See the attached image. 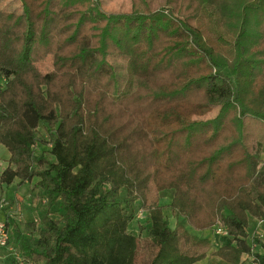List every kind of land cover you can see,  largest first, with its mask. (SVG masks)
<instances>
[{"label": "trees", "instance_id": "16d2710c", "mask_svg": "<svg viewBox=\"0 0 264 264\" xmlns=\"http://www.w3.org/2000/svg\"><path fill=\"white\" fill-rule=\"evenodd\" d=\"M18 1L0 9V180L38 179L47 204L36 237L13 232L25 261L135 264L140 203L148 264H264L247 242L249 221H264V0H129L123 13ZM151 188L171 192L166 208L146 205ZM164 209L197 231L221 222L228 242L172 229Z\"/></svg>", "mask_w": 264, "mask_h": 264}, {"label": "rangeland", "instance_id": "374dc122", "mask_svg": "<svg viewBox=\"0 0 264 264\" xmlns=\"http://www.w3.org/2000/svg\"><path fill=\"white\" fill-rule=\"evenodd\" d=\"M101 3L103 10L107 13H123L129 11L130 8L129 0H101ZM0 9L19 12V1L0 0ZM109 61L110 63L116 65L119 69H125V59L110 58ZM38 66L42 72H49L51 70L50 58L40 62ZM216 113L217 109H214L202 119L205 120L213 118ZM36 135L38 139L42 138L46 140V136L42 128H38L36 130ZM1 147L2 146H0V162H2L3 167L6 168L8 164V154L6 150ZM48 151L49 146L39 142L38 140V144H36L34 150L36 157L44 154L47 161L52 162L53 159L48 155ZM262 157L264 158V155ZM37 181L38 179H34L32 183H26L23 185L18 184L17 181L8 186L5 184L0 185V223L6 224L10 236L7 247L0 252V264H30L26 262L23 256L18 252L13 232L17 228L24 235V237L28 239L37 236L35 230L39 227L40 220L46 213L47 205L41 197L39 189L35 186ZM171 196V192L157 193L153 188H151L148 193L146 205L148 206L156 203L166 208L171 200ZM141 211L146 213V206L137 203L136 217L129 225V232L137 237L135 264H148L152 254L156 251V248L151 245L150 239L146 234V223L141 219L142 214L139 215ZM163 214L172 229L179 224L186 229L189 234L209 239L213 245V249H217L228 242L227 238H219L214 235L213 226L205 231H197L184 222L181 217L174 216L170 210L164 209ZM51 215L54 218L58 217L53 213ZM7 223L9 224L7 225ZM29 223L35 225L32 230L25 229V225ZM250 223L251 221L249 222L247 228V242L252 247L251 253L253 255L263 254L264 250L261 246H264V221L254 219L253 223ZM254 240H257L259 244H257ZM242 260L245 261V264H253L252 260L247 259L246 256H243Z\"/></svg>", "mask_w": 264, "mask_h": 264}, {"label": "built area", "instance_id": "2783aa9c", "mask_svg": "<svg viewBox=\"0 0 264 264\" xmlns=\"http://www.w3.org/2000/svg\"><path fill=\"white\" fill-rule=\"evenodd\" d=\"M4 168L5 167H3V165L0 163V177H1V174L4 170ZM0 185H2L1 180H0ZM141 214H142V218H143V211H141L139 215H141ZM213 233L215 236H217L219 238H228L227 230L222 225L221 222H216L213 225ZM9 239H10V236H9V232H8V227L6 226L5 223H0V250L5 249L7 247ZM246 257H247V259H253L251 256H246Z\"/></svg>", "mask_w": 264, "mask_h": 264}, {"label": "crops", "instance_id": "0c3cea01", "mask_svg": "<svg viewBox=\"0 0 264 264\" xmlns=\"http://www.w3.org/2000/svg\"><path fill=\"white\" fill-rule=\"evenodd\" d=\"M129 7H130V5H129ZM2 148V147H1ZM3 149V148H2ZM263 156V155H262ZM263 158V157H262ZM1 164H2V162H0ZM3 165V164H2ZM253 220L254 219H252V220H250L251 221V223H253ZM249 221V222H250ZM250 223V224H251ZM1 251H3V249L2 250H0V252ZM1 254V253H0ZM195 264H227L226 262H224L223 260H221V259H219L218 257H213V256H210V257H207L204 261H201V262H198V263H195Z\"/></svg>", "mask_w": 264, "mask_h": 264}]
</instances>
